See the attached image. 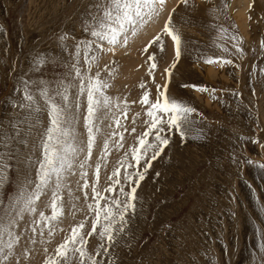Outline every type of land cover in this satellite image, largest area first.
Returning a JSON list of instances; mask_svg holds the SVG:
<instances>
[{
  "label": "rangeland",
  "instance_id": "rangeland-1",
  "mask_svg": "<svg viewBox=\"0 0 264 264\" xmlns=\"http://www.w3.org/2000/svg\"><path fill=\"white\" fill-rule=\"evenodd\" d=\"M191 1L0 0V264H264V0Z\"/></svg>",
  "mask_w": 264,
  "mask_h": 264
},
{
  "label": "bare ground",
  "instance_id": "bare-ground-1",
  "mask_svg": "<svg viewBox=\"0 0 264 264\" xmlns=\"http://www.w3.org/2000/svg\"><path fill=\"white\" fill-rule=\"evenodd\" d=\"M190 1L191 0H188V2L190 3ZM198 1V0H197ZM202 0H200V2H201ZM238 1V2H237ZM235 3L237 4V6H238V8L240 7V5H242V4H240V3H243V1L242 0H237ZM258 1H260V0H258ZM186 2H187V0H186ZM192 2V1H191ZM263 2V1H262ZM185 3V2H184ZM247 3V2H246ZM261 3V2H260ZM202 4V3H201ZM201 4H200V6H199V4L197 5V3H196V5L197 6H199L200 8L203 6V4H202V6H201ZM235 4V5H236ZM182 5V4H181ZM245 5V4H244ZM166 6V5H165ZM164 6V7H165ZM246 6V5H245ZM245 6H244V8H245ZM171 7V6H170ZM199 8V9H200ZM234 8H235V6H234ZM244 8L242 7V9H240V10H238L237 11V13L238 14H243V12H244ZM257 8V7H256ZM231 9V8H230ZM247 9V8H246ZM168 10V9H167ZM152 11V10H151ZM166 11V10H165ZM200 11V10H199ZM241 11V12H240ZM163 12H164V10H163ZM167 12V11H166ZM194 12V11H193ZM176 13L178 14V10L176 11ZM161 14L162 13H160V11H159V13H158V15H160L161 16ZM165 14V13H164ZM150 15V14H149ZM151 15H153L152 13H151ZM150 15V16H151ZM248 15V14H247ZM170 16L171 15H169V18H170ZM173 17V16H172ZM178 17H180L179 15H178ZM174 18L175 17H173V21L175 22L176 20H174ZM181 18V17H180ZM164 19V18H163ZM169 20V19H168ZM171 20V21H172ZM180 20V19H179ZM138 22H139V20H138ZM137 22V23H138ZM164 22V21H163ZM169 22H170V20H169ZM173 22V23H174ZM179 23H183V21L182 22H179ZM141 25V24H140ZM178 25V24H177ZM180 25V24H179ZM183 25V24H182ZM139 26V25H138ZM148 27V26H147ZM157 26L156 25H153V24H150V26H149V30L150 31H153V30H155V28H156ZM178 27V26H177ZM177 27H174L175 29L177 28ZM138 28V27H137ZM136 28V29H137ZM158 28H159V26H158ZM157 28V29H158ZM162 28V27H161ZM160 28V29H161ZM169 28V27H168ZM173 28V32L174 33H172L173 34V36H174V34L176 33V36H178V35H180L181 36V30L180 31H178V35H177V30H175ZM178 28H183V26L181 27V25H180V27H178ZM146 29V28H145ZM170 29H171V27H170ZM137 30H140V29H137ZM183 30V29H182ZM169 31V30H168ZM171 31H172V29H171ZM171 31H169V32H171ZM139 32V31H138ZM138 32H134L135 34L136 33H138ZM147 32H149V31H147ZM161 32V31H160ZM164 32V31H163ZM133 33V36H132V41H134V42H138V40H139V38H140V35L139 34H141V32H139V34L137 35H135ZM167 33V32H166ZM165 33V34H166ZM128 34V33H127ZM143 34H145V33H143ZM171 33H169V35H170ZM167 35H168V33H167ZM244 36V35H243ZM141 37H142V35H141ZM151 37V36H150ZM126 38V37H125ZM127 38H129V37H127ZM143 38H147V34H145V35H143ZM163 37H161V39H162ZM176 38V37H175ZM131 39V38H130ZM129 39V40H130ZM161 39H159V41L157 40V43H155V47L153 48V49H155V53H156V57L158 58V62H161L160 60L161 59H163L164 58V55H165V51H163V48H164V45L162 46V44H163V42H165V41H163V39H162V41H161ZM179 39V36H178V38H177V40ZM143 40V39H142ZM167 40H168V38H167ZM131 41V40H130ZM141 41V40H140ZM144 41V40H143ZM170 41V40H169ZM172 41V40H171ZM179 41V40H178ZM154 42H155V40H154ZM162 42V43H161ZM168 42V41H167ZM139 43V42H138ZM142 43V42H141ZM153 43V42H152ZM151 43V44H152ZM130 44H131V42H130ZM130 44H129V46H130ZM145 44V43H144ZM143 44V45H144ZM169 43H167V45H165V47H166V49L168 50L169 49V47H171V45L169 44ZM153 45V44H152ZM151 46V45H150ZM177 46V45H176ZM147 50V49H146ZM148 51V50H147ZM161 51H163V52H161ZM161 52V53H160ZM168 53V52H167ZM161 54V55H160ZM104 59H106V57L105 58H103V60ZM169 59V58H168ZM166 60H163V62H165ZM169 61V60H168ZM167 61V62H168ZM108 62V61H107ZM162 62V63H163ZM111 65H112V63H111ZM135 91H137V90H135ZM138 93H136L135 95H134V97L132 98L134 101H135V104H137L136 102H137V99H138V95H137ZM131 96H132V94H130ZM133 107H135V111H136V109H137V105H135V106H133ZM129 111V110H128ZM137 112V111H136ZM134 115H136V114H134ZM136 117H137V115H136ZM136 117H134V118H136ZM129 119H132V116H130V117H128ZM137 132V131H136ZM134 134V133H133ZM114 137V136H113ZM93 139V138H92ZM125 142L127 141H129V139L127 138L126 140H124ZM133 141V140H132ZM129 143V142H128ZM131 143V142H130ZM133 144V143H132ZM121 158V157H120ZM116 160V159H115ZM123 161V160H122ZM121 161V162H122ZM110 163H112V161L111 162H109V164ZM104 164H106V163H104ZM103 164V165H104ZM116 164V161H114L113 163H112V165L111 166H113V165H115ZM123 163H121V165H122ZM110 166V170L111 171H113V172H116V170H117V167L116 166H114V167H111ZM119 166V165H118ZM62 167V166H61ZM115 167H116V169H115ZM107 168H108V165H107ZM119 168V167H118ZM119 170V169H118ZM77 173V172H76ZM75 173V175L74 176H76L77 174ZM66 174H68V173H66ZM74 174V173H73ZM123 175V174H122ZM124 176V175H123ZM68 177H70V176H68ZM68 177H67V179H68ZM87 177H89V175L87 176ZM72 179H74V178H76V177H71ZM101 178V177H100ZM71 179V180H72ZM80 179V178H79ZM71 180H70V182L69 183H71ZM102 181H103V179H102ZM102 181H100V182H102ZM106 181V180H105ZM63 182H64V180H63ZM65 182H66V184H68L67 183V181L65 180ZM79 182V181H78ZM80 182H82V180L80 181ZM91 182V181H90ZM125 182V181H124ZM89 183V182H88ZM81 184V183H80ZM75 185H76V183H75ZM88 185V184H87ZM105 185H106V183H105ZM104 185V186H105ZM71 187H72V185H71ZM70 187V188H71ZM68 188V187H67ZM87 188V187H86ZM88 188H89V186H88ZM93 188V190L95 191V188H94V186L92 187ZM92 188H90L91 190H89V189H85L84 188V184H83V187H81V186H76V187H73L72 188V191L71 190H69L70 192L69 193H71V194H68V196L69 195H71L72 197H73V202H74V204H72L71 202H70V205L72 206L71 207V211L74 213V216L73 217H71L70 216V214L68 215V213L70 212L71 213V211H68V213H67V215L68 216H70V218H65V217H67V216H65V217H63L64 219H65V221H66V224L67 225H65L66 226V230H67V234H69L68 232H70V233H72V235L71 236H73L74 237V235H75V231L76 232H78L79 231V229H82V228H84L86 225H89V222L91 221L92 222V215H93V218H94V216H95V214H96V211L95 212H93V213H91V209H92V207H90V204H92V203H94V200H93V193H90V191H92ZM67 190V189H66ZM63 191H64V188H63ZM68 192V191H67ZM96 192V191H95ZM95 192H94V194H95ZM92 194V195H91ZM64 195V194H63ZM68 196H66V197H68ZM65 198V197H64ZM71 198V197H70ZM66 200V199H65ZM64 200V201H65ZM62 201V200H61ZM66 202V201H65ZM61 203V202H60ZM62 204V203H61ZM63 205V204H62ZM66 206L68 205V204H65ZM65 205H63V206H65ZM61 210V209H60ZM64 210V209H63ZM67 210H69V209H66V211H63L64 212V214H66V212H67ZM98 212V211H97ZM72 214V213H71ZM76 214V215H75ZM97 215V214H96ZM63 220V219H62ZM61 221V220H60ZM64 221V222H65ZM91 222H90V224H91ZM65 224V223H64ZM55 230V229H54ZM84 230V229H83ZM82 230V231H83ZM100 230H102V229H100ZM52 232V231H51ZM62 234V233H61ZM53 235H55V234H53ZM70 235V234H69ZM61 237V236H60ZM65 238V237H64ZM45 239V238H44ZM59 242V241H58ZM53 243V242H52ZM63 243V242H62ZM38 246V245H37ZM47 246V245H46ZM58 246H60L59 244H58ZM56 247V246H55ZM62 247V246H61ZM65 247V246H64ZM36 248V247H35ZM44 248H45V245H44ZM53 248V247H52ZM58 248V247H57ZM26 249V248H25ZM37 252V251H36ZM47 253H48V251H46ZM34 253V252H33ZM41 255H43V254H41ZM45 255V254H44ZM37 256V255H36ZM39 257V256H38ZM40 258V257H39ZM41 259V258H40Z\"/></svg>",
  "mask_w": 264,
  "mask_h": 264
}]
</instances>
